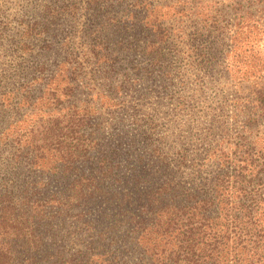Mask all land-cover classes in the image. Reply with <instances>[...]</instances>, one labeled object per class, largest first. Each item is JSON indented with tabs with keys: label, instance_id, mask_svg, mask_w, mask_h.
Returning a JSON list of instances; mask_svg holds the SVG:
<instances>
[{
	"label": "trees",
	"instance_id": "1",
	"mask_svg": "<svg viewBox=\"0 0 264 264\" xmlns=\"http://www.w3.org/2000/svg\"><path fill=\"white\" fill-rule=\"evenodd\" d=\"M45 1L38 19L21 10L0 36L21 61L0 76V111L14 114L0 129L32 120L48 87L56 121L69 124L44 145L12 138L0 150V238L11 241L0 242V264H264V83L247 105L235 101L219 137L217 116L156 133L180 114L169 107L182 75L169 10L190 12L180 33L210 72L218 29L201 12L208 0ZM232 1L258 14L231 32L261 23L264 33V0ZM159 95L160 114L119 115Z\"/></svg>",
	"mask_w": 264,
	"mask_h": 264
},
{
	"label": "rangeland",
	"instance_id": "2",
	"mask_svg": "<svg viewBox=\"0 0 264 264\" xmlns=\"http://www.w3.org/2000/svg\"><path fill=\"white\" fill-rule=\"evenodd\" d=\"M45 2V0H0V36L2 32H5L6 28L10 29V27L17 26V18L15 16L18 13L21 14V10L27 14L34 13V16L38 19L42 15L41 8L45 5ZM243 2L238 4L232 0H208L201 6V12L208 25L218 29V63H214V66L210 67V72L203 70L201 59L197 55L189 53V48L185 46L186 34L180 33L185 26L193 22V20H190V12L186 10V14L184 13L182 17H179L175 13L177 7L173 3L172 8L169 10L171 19L165 25L171 33L174 44L178 47L177 50H179L180 54L178 56L180 58L178 65L181 66L182 75L181 79L172 87L176 97L181 99L180 101L179 98L173 99L169 107L176 112L180 111L182 115L180 119L179 114L167 122V125L159 128L156 133L177 132L179 128H176V126L186 130V127L182 125L187 119H194L200 116L205 119L217 116L219 137L224 131L222 129L223 120L226 118L231 121L230 117L235 114V101L239 100L240 104L247 105L249 98L252 96V90L256 89L258 84L264 83V63L259 65L253 59L255 52H264V33L260 31L261 26L258 25H261V23H255V26L251 29L245 26V30L240 29L235 34L231 32L240 17H247L248 12L255 16L258 14L257 10L249 8L246 3L242 5ZM36 3L39 5L38 8L35 5ZM193 16L192 13V19L194 18ZM180 21L186 23L182 24ZM245 23L247 24L248 20ZM180 27L181 29H179ZM213 28L211 29L213 30ZM250 39L251 45L248 44ZM200 47L205 48L206 44ZM15 56L16 47L12 49L5 40L1 39L0 76L1 74L5 75L19 70L21 61ZM4 83L5 81L1 82L0 77V88ZM53 90V87L51 89L48 87L43 100H38L35 108L32 107V111L34 110L36 114L32 120H27L26 124H21L5 134L0 129L3 134L2 136L0 135V150L5 149L6 143L13 140L12 138L16 139L17 142H21L22 145H25L26 142L32 143L33 147L44 145V140L55 137L57 125L63 127L69 124L68 119H65L66 121L64 119L63 121H56V97H53V94H55ZM160 97L161 95L157 98L156 96L145 99L135 98L130 102L127 111L119 115H124L123 118L129 120L133 119V112L135 111L138 118L142 119V121L148 117H154L158 113L160 114V107L164 101ZM180 102L181 106H178ZM176 107L177 109H175ZM13 115L9 106L5 110H1L0 119L2 116L6 118H2L0 121V128L11 122ZM102 118H104L103 121H111L112 119L106 114ZM28 124L31 128L33 127V132L29 139V129H26ZM108 124L105 121V126H108ZM70 130L72 131L70 135L63 131L65 138H67V135L69 136V141L72 137L77 136L74 127ZM5 236L3 235L0 238V242L10 241V238Z\"/></svg>",
	"mask_w": 264,
	"mask_h": 264
}]
</instances>
